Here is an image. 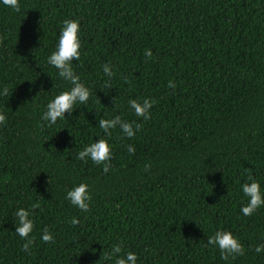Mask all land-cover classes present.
Masks as SVG:
<instances>
[{"label":"trees","instance_id":"1","mask_svg":"<svg viewBox=\"0 0 264 264\" xmlns=\"http://www.w3.org/2000/svg\"><path fill=\"white\" fill-rule=\"evenodd\" d=\"M19 2V11L0 5V89H9L0 97V264H104L113 244L138 264H264L255 251L264 208L241 215L238 194L249 172L264 181V0ZM71 18L82 29L75 71L92 95L48 125L47 101L69 85L45 57ZM144 97L155 101L147 120L127 104ZM109 115L140 129L132 138L113 131L105 172L77 153ZM81 181L87 212L64 198ZM34 204L25 250L14 212ZM44 227L53 242L40 239ZM218 229L238 236L244 253L222 260L207 245Z\"/></svg>","mask_w":264,"mask_h":264},{"label":"clouds","instance_id":"2","mask_svg":"<svg viewBox=\"0 0 264 264\" xmlns=\"http://www.w3.org/2000/svg\"><path fill=\"white\" fill-rule=\"evenodd\" d=\"M0 5L6 6L14 11L20 10L19 0H0ZM81 25L78 18L65 19L62 21L59 34L57 36L54 49L45 57L47 65L56 70V76L67 82L69 87L60 90L54 94L46 104L45 111L41 114V119L48 125L55 124L57 120H65V113L68 117L72 116L73 110L78 105H86L92 95L91 89L76 73L73 61H78L81 57L82 38ZM145 57H151V49H145ZM103 73L111 79L113 71L110 66H103ZM167 87L174 89L176 87L173 81H169ZM9 89L3 87L0 89V97H6ZM154 100L147 97L130 98L127 102L128 108L137 118L147 120L150 118V109ZM8 119L4 108H0V125H3ZM102 135H98L96 140L87 143L77 153V159L87 162L91 160L94 164L102 165L105 172L108 171V161L113 155V144L111 138L113 131L119 129V134L132 138L140 129L137 121H128L121 115H109L107 118L101 117L97 123ZM135 149L129 145L128 152L132 153ZM264 181L257 179L251 172L244 178L243 183L239 185L238 194L241 200L246 203L241 204L240 214L250 216L254 211L264 208ZM72 206H75L83 212H87L92 199L90 185L87 182L73 184L69 187L64 195ZM39 205L31 207H18L14 212V232L20 238H26L24 249L27 250L29 244L33 241L31 235L34 231L35 212ZM77 223L76 218L71 221ZM40 239L43 242H53L54 236L47 227L40 230ZM207 245L213 246L219 250L220 258L227 260L229 256L235 257L242 255L245 251L243 244L238 236L228 229H218L215 233L207 238ZM255 251L260 253L264 251V244H258ZM104 264H138L139 257L135 251L123 250L120 244H113L103 257L100 256Z\"/></svg>","mask_w":264,"mask_h":264}]
</instances>
